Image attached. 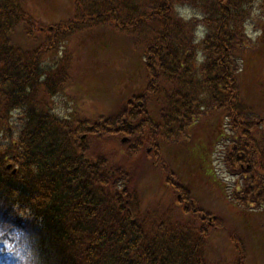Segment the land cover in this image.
I'll use <instances>...</instances> for the list:
<instances>
[{
    "label": "trees",
    "instance_id": "1",
    "mask_svg": "<svg viewBox=\"0 0 264 264\" xmlns=\"http://www.w3.org/2000/svg\"><path fill=\"white\" fill-rule=\"evenodd\" d=\"M40 1L0 0V233L15 235V264H264V0H66L60 14ZM71 50L107 94L93 122L69 89ZM60 96L75 111L58 114ZM201 123L230 194L193 153L192 172L164 157ZM95 138L116 140L122 160ZM142 157L170 188L155 204L178 202L145 203Z\"/></svg>",
    "mask_w": 264,
    "mask_h": 264
},
{
    "label": "rangeland",
    "instance_id": "2",
    "mask_svg": "<svg viewBox=\"0 0 264 264\" xmlns=\"http://www.w3.org/2000/svg\"><path fill=\"white\" fill-rule=\"evenodd\" d=\"M47 0H41L40 5L46 4ZM54 3H56L59 14L60 12L63 11V7L66 5V0H53ZM39 5V9H40ZM251 30V29H250ZM255 29L252 30V33H254ZM254 36H258V33L255 32ZM70 55H73L76 57L75 61V67L76 70L74 71V77L72 79L71 85L69 89H74V92L78 93V96L76 97V102L78 103V111L81 112L80 115H78L79 119L82 120H90V122H93L95 119V115L97 114H104L108 112V109L105 107V102L107 100V94L104 93V89L101 90L98 86L97 83L93 81V78L91 79L88 75V72L84 70V66L82 64L81 58V53H80V58L78 57L77 53L74 50ZM136 52H134V55L132 54L130 58V63L126 64V70L130 68V71L132 72V77L130 78V84L135 88L138 85V77H137V70L140 69V64L137 62V57H136ZM253 55V54H251ZM115 67V69L118 71L121 69L122 64L119 63V61H116V65L112 66ZM254 70L256 73V76L260 78L261 80L264 79V52L260 57H258L255 60L254 63ZM87 68L90 69L89 64H87ZM119 83V78L118 75L114 80V88L117 89ZM78 86H81L83 89L79 88ZM78 88L80 92L76 90ZM88 91V94H83L85 91ZM94 94V95H91ZM68 101H71L70 98L68 100H65L62 96L57 98V109L56 112L60 115H65L68 114L69 112L75 111V104L71 101L66 105ZM207 126L204 123H201L197 126L194 127L192 130L191 138L190 140L180 146V150L177 149L175 153L173 154H166L164 156L167 159H171L173 156L175 158L173 159V163L176 167H179L182 170L186 171H193L189 164L187 156L190 157L191 153H193L194 157L196 158H201L202 161L205 163V166L209 172H213V174L217 175L219 182L220 180L222 181L220 183V186L222 185L223 188L229 192L233 189V187L236 184V178H234L232 175L229 174V171L225 167L224 159L221 154V149L219 145L214 146L209 137V132H207ZM116 140H106L105 138H95L94 139V144L92 146L93 149H102V150H107L110 151L114 159L116 160L115 162H119L118 160H122L123 153H121V149L119 148V145L116 143ZM3 152V151H2ZM210 162V165L207 163V159ZM147 160L142 157L141 163V172H142V180H141V189L140 194L142 198L145 199V203L149 204L150 202L153 201V207H158V208H166L168 205H170L171 200H176L175 195L169 200H164V201H159L158 203L155 204V200H153L155 197H159L162 193L170 191V188L167 186H164V179L166 178V175L164 172H161L159 168L154 167L150 165L151 158L147 157ZM194 159V158H193ZM114 161V160H113ZM138 159L135 160L137 162ZM196 167L197 165H193ZM13 167V166H12ZM195 175H199L197 171H194ZM214 180H216V176L214 177ZM224 190V191H225ZM232 193V192H231ZM228 194V193H227ZM223 195V194H222ZM224 196V202L226 205H229L230 199ZM205 205L210 206V207H215L213 202L210 200L208 201V198H205ZM176 202H178L176 200ZM208 202V203H207ZM212 202V203H211ZM181 204V203H180ZM222 207L225 205L223 203H219ZM219 207V205H218ZM213 208L215 211L219 212V208ZM232 213H227V217L230 218L228 220H231ZM234 215V214H233ZM256 215V218H258V215ZM235 216V215H234ZM264 216V215H263ZM238 219H241L242 216H235ZM233 224L230 226L232 227ZM233 228V227H232ZM215 234L213 235V246L215 247H227L228 249L226 250L225 253L230 257L231 260L235 256V252L232 251V245L229 241V236L228 234L221 233L220 231H215ZM14 235L11 232H6V233H0V264H15L17 260L18 253L14 248ZM219 245V246H218ZM217 259V258H213Z\"/></svg>",
    "mask_w": 264,
    "mask_h": 264
}]
</instances>
